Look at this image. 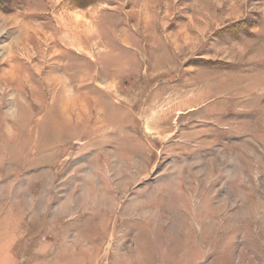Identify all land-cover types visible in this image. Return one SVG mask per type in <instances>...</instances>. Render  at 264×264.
Returning <instances> with one entry per match:
<instances>
[{
	"label": "rangeland",
	"instance_id": "374dc122",
	"mask_svg": "<svg viewBox=\"0 0 264 264\" xmlns=\"http://www.w3.org/2000/svg\"><path fill=\"white\" fill-rule=\"evenodd\" d=\"M0 264H264V0H0Z\"/></svg>",
	"mask_w": 264,
	"mask_h": 264
},
{
	"label": "bare ground",
	"instance_id": "6f19581e",
	"mask_svg": "<svg viewBox=\"0 0 264 264\" xmlns=\"http://www.w3.org/2000/svg\"><path fill=\"white\" fill-rule=\"evenodd\" d=\"M62 109H63V111H64L66 108H65V107H63Z\"/></svg>",
	"mask_w": 264,
	"mask_h": 264
}]
</instances>
